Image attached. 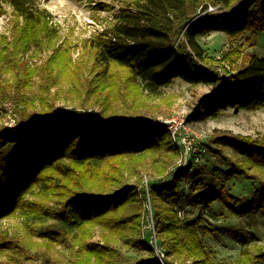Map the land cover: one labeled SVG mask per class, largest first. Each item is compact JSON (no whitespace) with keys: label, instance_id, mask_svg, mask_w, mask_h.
<instances>
[{"label":"trees","instance_id":"16d2710c","mask_svg":"<svg viewBox=\"0 0 264 264\" xmlns=\"http://www.w3.org/2000/svg\"><path fill=\"white\" fill-rule=\"evenodd\" d=\"M209 4L218 9L202 13ZM5 6L12 8L17 23L11 42L2 41L6 45L0 52V73L11 71L14 76L0 79V110L9 104L15 122L0 126V219L18 215L29 223L57 219L53 230L79 233L65 264H120L115 256L118 250L109 246L108 228L123 232L131 247L155 253L141 235V201L148 198L156 241L164 253L177 256L176 264L187 259L194 264H215L207 259L198 234L200 216L186 220L177 216L181 183L194 181L199 173H193L199 167L194 158L183 168L171 167L178 151L165 124L113 123L81 109L52 103L38 107L41 97L26 93L33 76L29 63L7 62L3 51L12 44L17 51L27 52L32 43L40 45L39 49H55L59 34L40 0H0V14ZM258 29H264V0H122L113 20L86 43L96 67L103 72L113 66L123 68L125 81L136 79L144 90L154 92L176 78L210 85L204 101L207 108L200 115L215 116L228 105L238 110L264 107V57L249 54L234 72L223 75L215 68L219 62L206 53L197 37L214 30L236 36ZM52 58L43 63L46 82L53 79L51 71L59 65ZM117 83L114 79L111 85ZM99 86L103 89L104 82ZM215 138L241 155L232 159L219 147L213 148L231 168L224 173L227 178L256 175L250 169L256 161L264 163L263 146L248 136L220 134ZM166 147L170 157L159 161L155 154ZM215 170V174L221 171ZM147 172L150 181L145 184L142 173ZM132 177L139 178L133 182ZM258 178L248 200L226 192V178L216 190L203 187L195 199L203 207L218 201L235 216L255 213L264 209V178ZM133 205L139 210L128 212ZM96 226L103 230L105 243L89 240ZM8 242L6 237L0 241V251H8L0 264H40L33 262L34 256L25 248L24 253H10ZM134 264L160 263L153 257H140ZM219 264H264V249L247 250L237 262Z\"/></svg>","mask_w":264,"mask_h":264},{"label":"rangeland","instance_id":"374dc122","mask_svg":"<svg viewBox=\"0 0 264 264\" xmlns=\"http://www.w3.org/2000/svg\"><path fill=\"white\" fill-rule=\"evenodd\" d=\"M121 2L122 0H40V5L49 12L51 23L59 34L55 49H39L40 45L32 43L29 50L23 52L21 49L17 51L9 44L8 50L3 51L8 54L7 62L13 59V62L21 65L24 62L29 63L33 76L26 93L29 96L41 97L38 107L52 103L68 110L81 109L85 110V113L106 117L113 123L131 120L137 125L141 122L156 125L173 118L181 119L186 129L182 127L174 137L165 122L171 143L178 151L171 167L178 165L183 168L194 158L199 167L194 168L193 173H199L194 181L184 180L181 183V198L176 205L177 216L181 220L200 216L196 225L198 234L205 246L207 259L215 264L235 263L247 250L264 249V209L235 216L218 201L203 207L195 199L203 187L216 190L225 178L226 192L242 201L250 199L258 186V177L264 178V163H254L250 169L256 173L253 178L237 174H230L227 178L224 173H229L231 168L221 160L213 148L219 147L232 159H241V155L231 146L223 141L217 142L215 136L220 134L248 136L264 147V107L238 110L228 105L221 108V112L215 116H203L200 113L207 108L204 101L210 93V85L201 82L190 83L176 78L151 92L141 88L136 79L125 81L127 73L123 68L113 66L109 71L103 72L96 67L86 41L113 20ZM209 5H212L214 10L218 9V6ZM16 23L14 11L5 6L4 13L0 14V52L6 45L2 43L3 40L11 42V31ZM197 40L206 53L215 59L217 64L219 62L215 68L223 75H226V72H234L235 67L249 54L255 53L264 57V29L253 33L245 31L236 36L214 30L207 35L198 36ZM16 56L19 58L16 59ZM50 56L59 65H55L51 71L53 79L46 82L42 79V68ZM12 76L14 73L11 71L0 73V79L12 80ZM114 79L118 82L116 86L111 85ZM102 82L105 85L103 89L99 86ZM5 105L6 108L0 110V126L12 125L15 122V116L10 112L12 109L9 104ZM190 113L188 119L187 115ZM155 156L162 162L170 157L167 147L158 151ZM215 169L221 171L215 174ZM142 175L143 183L150 181L149 172ZM138 178L132 177L129 180L135 182ZM141 204V235L155 253L152 254L147 248L131 247L121 235L123 232L119 234L108 228L109 246L118 250L115 253L118 262L134 264L140 257H153L160 264H176L179 258L164 253V249L156 241L158 235L152 223L148 198L141 201ZM138 210L137 205L128 208V212ZM22 217L18 215L0 219V241L2 237L9 240L10 253L15 254L17 250L24 253L28 250L34 256V263L65 264L77 246L78 230L65 231L63 234L53 230L54 226H57V219L46 217L33 219V223H29ZM102 232L103 230L96 226L89 240L105 243L101 240ZM7 256L8 251H0V260ZM178 264L194 263L187 259Z\"/></svg>","mask_w":264,"mask_h":264},{"label":"built area","instance_id":"2783aa9c","mask_svg":"<svg viewBox=\"0 0 264 264\" xmlns=\"http://www.w3.org/2000/svg\"><path fill=\"white\" fill-rule=\"evenodd\" d=\"M212 10H214V7L212 5H208L206 10L202 13H205L206 11H212ZM201 15L204 16V14H201ZM140 119H142V118H140ZM134 120H136V119H134ZM165 122L168 123V128L170 129V132L173 135V137L178 132L179 129H182V127H183V129H186V127L182 123L181 119L177 120V119L173 118L171 120H165ZM165 122H162V123L165 124ZM162 264H164V263H162Z\"/></svg>","mask_w":264,"mask_h":264}]
</instances>
